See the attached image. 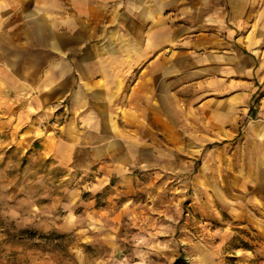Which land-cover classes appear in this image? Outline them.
Returning a JSON list of instances; mask_svg holds the SVG:
<instances>
[{
    "label": "crops",
    "instance_id": "obj_1",
    "mask_svg": "<svg viewBox=\"0 0 264 264\" xmlns=\"http://www.w3.org/2000/svg\"><path fill=\"white\" fill-rule=\"evenodd\" d=\"M5 141L92 175L68 215L143 218L184 172L264 231V0H0Z\"/></svg>",
    "mask_w": 264,
    "mask_h": 264
},
{
    "label": "rangeland",
    "instance_id": "obj_2",
    "mask_svg": "<svg viewBox=\"0 0 264 264\" xmlns=\"http://www.w3.org/2000/svg\"><path fill=\"white\" fill-rule=\"evenodd\" d=\"M36 148L0 143V264H264L254 205L230 203L222 188L210 197L197 174H166L143 218H89L85 203L101 199L85 192L72 216L67 196L92 175L68 174Z\"/></svg>",
    "mask_w": 264,
    "mask_h": 264
},
{
    "label": "trees",
    "instance_id": "obj_3",
    "mask_svg": "<svg viewBox=\"0 0 264 264\" xmlns=\"http://www.w3.org/2000/svg\"><path fill=\"white\" fill-rule=\"evenodd\" d=\"M172 264H188L182 256H178Z\"/></svg>",
    "mask_w": 264,
    "mask_h": 264
}]
</instances>
